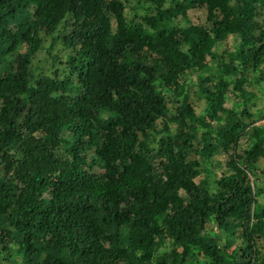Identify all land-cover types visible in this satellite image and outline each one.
I'll list each match as a JSON object with an SVG mask.
<instances>
[{
  "label": "trees",
  "instance_id": "trees-1",
  "mask_svg": "<svg viewBox=\"0 0 264 264\" xmlns=\"http://www.w3.org/2000/svg\"><path fill=\"white\" fill-rule=\"evenodd\" d=\"M264 0H0V264H264Z\"/></svg>",
  "mask_w": 264,
  "mask_h": 264
},
{
  "label": "rangeland",
  "instance_id": "rangeland-1",
  "mask_svg": "<svg viewBox=\"0 0 264 264\" xmlns=\"http://www.w3.org/2000/svg\"><path fill=\"white\" fill-rule=\"evenodd\" d=\"M264 123V121H262Z\"/></svg>",
  "mask_w": 264,
  "mask_h": 264
}]
</instances>
